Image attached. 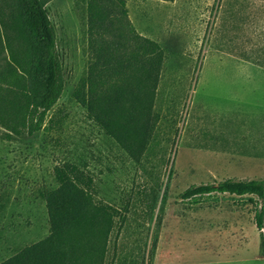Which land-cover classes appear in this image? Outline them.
Masks as SVG:
<instances>
[{"label": "rangeland", "instance_id": "1", "mask_svg": "<svg viewBox=\"0 0 264 264\" xmlns=\"http://www.w3.org/2000/svg\"><path fill=\"white\" fill-rule=\"evenodd\" d=\"M125 2L137 32L166 56L155 141L137 163L87 118L73 98L90 60L86 0H50L65 89L50 133L6 141L0 126V263L49 235L40 192L57 188L55 167L86 161L100 197L129 208L106 264H151L161 236L184 249L199 236L200 263L264 264L260 199L180 197L194 185L264 179V0Z\"/></svg>", "mask_w": 264, "mask_h": 264}, {"label": "trees", "instance_id": "2", "mask_svg": "<svg viewBox=\"0 0 264 264\" xmlns=\"http://www.w3.org/2000/svg\"><path fill=\"white\" fill-rule=\"evenodd\" d=\"M49 2L0 0V126L6 141L47 134L55 127L48 114L65 82ZM86 6L90 60L73 98L90 121L140 163L160 122L155 108L165 52L137 32L125 0H86ZM54 179L57 188L40 192L49 235L0 264H106L111 236L125 229L129 208L118 209L100 197L97 177L86 161L59 164ZM214 194L260 199L255 224L264 231V179L194 185L180 197L191 201ZM5 208L0 205V214Z\"/></svg>", "mask_w": 264, "mask_h": 264}, {"label": "crops", "instance_id": "3", "mask_svg": "<svg viewBox=\"0 0 264 264\" xmlns=\"http://www.w3.org/2000/svg\"><path fill=\"white\" fill-rule=\"evenodd\" d=\"M192 240L186 249L184 247H175L166 245V238L160 237V242L156 254L153 257L151 264H214V263H200L199 259V236H191ZM264 260V256L262 258Z\"/></svg>", "mask_w": 264, "mask_h": 264}]
</instances>
